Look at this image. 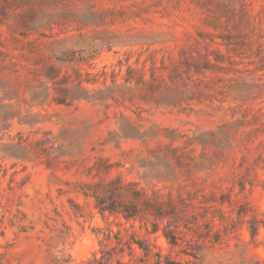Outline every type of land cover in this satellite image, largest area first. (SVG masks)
Returning <instances> with one entry per match:
<instances>
[{"label": "rangeland", "instance_id": "1", "mask_svg": "<svg viewBox=\"0 0 264 264\" xmlns=\"http://www.w3.org/2000/svg\"><path fill=\"white\" fill-rule=\"evenodd\" d=\"M109 232L264 264V0H0V264Z\"/></svg>", "mask_w": 264, "mask_h": 264}, {"label": "trees", "instance_id": "2", "mask_svg": "<svg viewBox=\"0 0 264 264\" xmlns=\"http://www.w3.org/2000/svg\"><path fill=\"white\" fill-rule=\"evenodd\" d=\"M101 200L102 199L99 198L100 213L103 214L105 211L110 214L119 213L126 221L136 220L137 211L135 207L117 211L114 207H107L104 205ZM162 217H164V215L160 218ZM157 232V226L152 225V229L147 231L146 234L156 236ZM162 236L170 249L180 247L178 233L173 231H162ZM111 239H114L113 244ZM104 241L107 242L106 245L99 242V258H96V255L93 254L92 258L87 260L85 264H198L199 261L198 253L193 251L194 249L191 251H180V254L191 258L181 260L173 258L170 255H163L160 249L154 251L149 246L147 240H137L134 235H131L127 240H123L118 233L112 234L109 232L104 238Z\"/></svg>", "mask_w": 264, "mask_h": 264}]
</instances>
